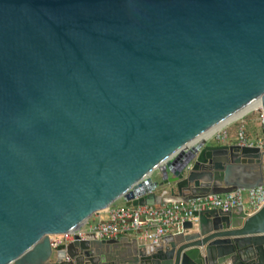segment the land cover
<instances>
[{
	"label": "water",
	"instance_id": "1",
	"mask_svg": "<svg viewBox=\"0 0 264 264\" xmlns=\"http://www.w3.org/2000/svg\"><path fill=\"white\" fill-rule=\"evenodd\" d=\"M258 102L264 0H0V264H264V205L152 249L50 245L119 200L263 185L258 147L198 140Z\"/></svg>",
	"mask_w": 264,
	"mask_h": 264
},
{
	"label": "built area",
	"instance_id": "2",
	"mask_svg": "<svg viewBox=\"0 0 264 264\" xmlns=\"http://www.w3.org/2000/svg\"><path fill=\"white\" fill-rule=\"evenodd\" d=\"M229 124L205 139L223 142L228 138ZM237 144L242 147H258L264 152V139L250 140L245 125L237 123ZM247 196L248 206L244 205ZM264 205V184L250 190H235L225 195H207L193 198L187 202H173L160 206L108 208L106 218L96 223L88 222L78 229L50 237V245L54 252L63 250L76 237L81 240H115L129 233L142 234L143 241L151 247L161 245L165 236L180 233L186 221L197 224L194 212L205 210H221L229 212L242 207L248 214L254 213ZM101 213V212H99ZM98 214V213H97ZM69 260V257L66 258Z\"/></svg>",
	"mask_w": 264,
	"mask_h": 264
},
{
	"label": "crops",
	"instance_id": "3",
	"mask_svg": "<svg viewBox=\"0 0 264 264\" xmlns=\"http://www.w3.org/2000/svg\"><path fill=\"white\" fill-rule=\"evenodd\" d=\"M253 121V120H252ZM245 125V123H244ZM263 133V131H262ZM235 133H234V128L229 129L228 131V138L223 141V142H218L217 144H211V141L206 142L207 145L209 146H216V145H232V144H237V140L234 137ZM264 136V134H263ZM259 137H255V138H251V136H249V139H256ZM112 208H123L126 207L125 206V202H123L122 200L117 201L116 203H114L112 206ZM106 218V214L105 212H101L98 214H95L89 221V224H93L96 223L98 220H104ZM166 237V236H165ZM116 241H118L116 244L113 245V251H132L133 249H136V242L139 243H144L146 245V247L148 249H152L151 246H149L147 243H145L143 241L142 238V234L140 233H129L123 236H120L119 238L115 239Z\"/></svg>",
	"mask_w": 264,
	"mask_h": 264
},
{
	"label": "rangeland",
	"instance_id": "4",
	"mask_svg": "<svg viewBox=\"0 0 264 264\" xmlns=\"http://www.w3.org/2000/svg\"><path fill=\"white\" fill-rule=\"evenodd\" d=\"M253 120V121H252ZM239 121H242L245 123V130L247 137L251 136V138L259 137L260 140L264 139V122H263V114H262V109L260 107L255 108L254 110L248 112L241 118L237 119L234 122L229 123L227 130L234 128V133H235V138L237 140V129L236 125ZM263 131V133H262ZM252 140V139H250ZM253 140H258V138L253 139ZM211 144H217V141L212 140L210 142ZM244 205L247 207L248 206V200L247 196L244 198Z\"/></svg>",
	"mask_w": 264,
	"mask_h": 264
},
{
	"label": "bare ground",
	"instance_id": "5",
	"mask_svg": "<svg viewBox=\"0 0 264 264\" xmlns=\"http://www.w3.org/2000/svg\"><path fill=\"white\" fill-rule=\"evenodd\" d=\"M258 107L262 108L259 102L258 103H255L254 105L249 106L248 108L240 111L239 113L231 116L230 118L226 119L225 121L219 123L215 127H213L210 130L206 131L203 135H201L199 137L198 140H205L206 138H208L209 136H211V134L219 131L221 128H223L227 124L236 121L237 119L241 118L242 116H244L248 112H250V111H252V110H254L255 108H258Z\"/></svg>",
	"mask_w": 264,
	"mask_h": 264
},
{
	"label": "trees",
	"instance_id": "6",
	"mask_svg": "<svg viewBox=\"0 0 264 264\" xmlns=\"http://www.w3.org/2000/svg\"><path fill=\"white\" fill-rule=\"evenodd\" d=\"M237 126H238V125H236V129H237Z\"/></svg>",
	"mask_w": 264,
	"mask_h": 264
}]
</instances>
